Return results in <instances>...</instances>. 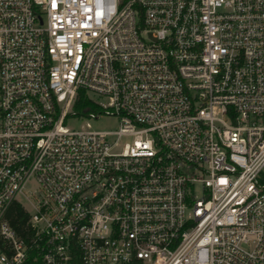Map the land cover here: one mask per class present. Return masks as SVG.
<instances>
[{
  "label": "built area",
  "instance_id": "1",
  "mask_svg": "<svg viewBox=\"0 0 264 264\" xmlns=\"http://www.w3.org/2000/svg\"><path fill=\"white\" fill-rule=\"evenodd\" d=\"M0 264H264V0H0Z\"/></svg>",
  "mask_w": 264,
  "mask_h": 264
},
{
  "label": "trees",
  "instance_id": "2",
  "mask_svg": "<svg viewBox=\"0 0 264 264\" xmlns=\"http://www.w3.org/2000/svg\"><path fill=\"white\" fill-rule=\"evenodd\" d=\"M72 111L77 115H85L89 112H97L99 108L87 97L84 91L78 90ZM5 220L19 237H28V213L20 203L15 201L10 204L5 213Z\"/></svg>",
  "mask_w": 264,
  "mask_h": 264
},
{
  "label": "rangeland",
  "instance_id": "3",
  "mask_svg": "<svg viewBox=\"0 0 264 264\" xmlns=\"http://www.w3.org/2000/svg\"><path fill=\"white\" fill-rule=\"evenodd\" d=\"M89 125L91 130L94 131H115L118 128V119L110 116H102L98 120H89L87 117L79 119H70L66 122V127L73 130L86 129V125ZM36 188V183L30 181L26 184V190L33 191ZM19 201L26 207L28 211H32L25 200L18 196Z\"/></svg>",
  "mask_w": 264,
  "mask_h": 264
}]
</instances>
